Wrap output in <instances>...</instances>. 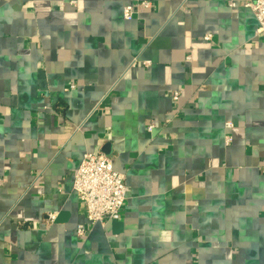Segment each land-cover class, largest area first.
Wrapping results in <instances>:
<instances>
[{"label": "crops", "instance_id": "0c3cea01", "mask_svg": "<svg viewBox=\"0 0 264 264\" xmlns=\"http://www.w3.org/2000/svg\"><path fill=\"white\" fill-rule=\"evenodd\" d=\"M144 1L0 0V264H264V32L246 0ZM85 152L126 200L79 236Z\"/></svg>", "mask_w": 264, "mask_h": 264}, {"label": "built area", "instance_id": "2783aa9c", "mask_svg": "<svg viewBox=\"0 0 264 264\" xmlns=\"http://www.w3.org/2000/svg\"><path fill=\"white\" fill-rule=\"evenodd\" d=\"M133 1L141 6L149 5L144 0ZM245 6L252 11L257 20L256 33L264 32V0H246ZM134 10L133 4H126L122 10L123 17L131 19ZM172 99L174 102L177 101L178 92H174ZM226 125L233 126L231 121H227ZM148 129L151 130L152 125ZM226 141H230V137H226ZM72 189L84 206L87 220V224L80 223L76 226L77 235L84 236L89 230V225L115 221L119 218L126 200L125 174L113 167L112 160L107 155L100 152H85L73 175ZM55 217V213L48 214L51 221Z\"/></svg>", "mask_w": 264, "mask_h": 264}]
</instances>
